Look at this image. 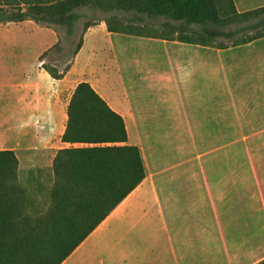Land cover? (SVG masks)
<instances>
[{"label":"crops","instance_id":"0c3cea01","mask_svg":"<svg viewBox=\"0 0 264 264\" xmlns=\"http://www.w3.org/2000/svg\"><path fill=\"white\" fill-rule=\"evenodd\" d=\"M233 2L239 13L264 7ZM95 21L61 80L39 62L56 33L11 23L53 42L1 88L0 151L35 153L53 168L59 151L84 147L62 136L71 96L85 82L123 119L120 145L141 152L145 178L62 264L263 260L264 38L218 49L113 33Z\"/></svg>","mask_w":264,"mask_h":264},{"label":"trees","instance_id":"16d2710c","mask_svg":"<svg viewBox=\"0 0 264 264\" xmlns=\"http://www.w3.org/2000/svg\"><path fill=\"white\" fill-rule=\"evenodd\" d=\"M97 6L133 12L134 21L127 22L156 20L159 27L154 34L129 30L116 17L105 21L113 33L218 49L264 38V7L239 13L233 0H0V24L30 20L53 29L58 41L39 62L52 79L61 80L84 34L96 25L95 20L85 22L74 41L78 10ZM65 42L73 49L61 67ZM62 142L84 147L58 152L45 210L19 184L15 153L0 151V264H62L145 178L139 148L120 145L127 142L123 119L88 83H79L71 96ZM256 264H264V259Z\"/></svg>","mask_w":264,"mask_h":264},{"label":"rangeland","instance_id":"374dc122","mask_svg":"<svg viewBox=\"0 0 264 264\" xmlns=\"http://www.w3.org/2000/svg\"><path fill=\"white\" fill-rule=\"evenodd\" d=\"M78 13L81 19L76 26L74 41H77L85 22H92L100 18L107 20L117 17L125 28H129V30L136 31L138 29L141 32L151 34L159 32V27L155 24L158 23L156 20H149L142 24L127 22L134 21L135 15L133 12L103 10L101 6H97V8H82L78 10ZM53 32L56 33L54 30ZM60 35L64 37L62 30H60ZM52 37L50 33L43 32L35 27H28L27 25L21 28L14 24L10 26L0 25V97L2 85L4 83L12 84L14 78L19 76L20 68L23 65L25 67V65L33 63L40 50L53 42L51 40ZM72 49L73 46L65 42L64 51L61 55L68 57ZM67 57L63 58V62L60 64L61 67L68 63L69 59ZM20 63H23V65H20ZM15 155L19 159V184L26 189L31 201L38 204L37 207L40 210H45L49 205L50 192L54 184L53 168L48 167V159L35 153L25 154L19 152L15 153Z\"/></svg>","mask_w":264,"mask_h":264}]
</instances>
